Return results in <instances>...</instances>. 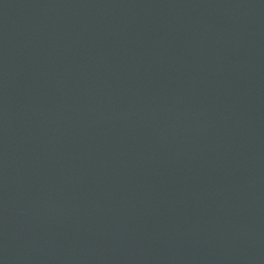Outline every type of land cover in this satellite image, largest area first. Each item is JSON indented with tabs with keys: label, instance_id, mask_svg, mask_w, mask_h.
<instances>
[{
	"label": "water",
	"instance_id": "95a60500",
	"mask_svg": "<svg viewBox=\"0 0 264 264\" xmlns=\"http://www.w3.org/2000/svg\"><path fill=\"white\" fill-rule=\"evenodd\" d=\"M0 264H264V0H0Z\"/></svg>",
	"mask_w": 264,
	"mask_h": 264
}]
</instances>
